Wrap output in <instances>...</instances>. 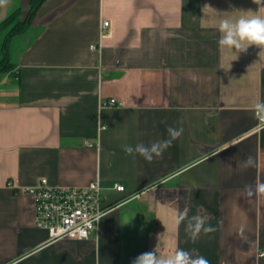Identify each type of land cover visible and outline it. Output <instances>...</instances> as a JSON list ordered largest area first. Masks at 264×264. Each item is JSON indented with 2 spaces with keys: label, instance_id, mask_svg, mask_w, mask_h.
<instances>
[{
  "label": "crops",
  "instance_id": "obj_1",
  "mask_svg": "<svg viewBox=\"0 0 264 264\" xmlns=\"http://www.w3.org/2000/svg\"><path fill=\"white\" fill-rule=\"evenodd\" d=\"M30 2L8 0L0 23ZM253 15L264 17L253 0H45L11 41L15 81L0 83V264H132L177 249L264 264V48L218 45L221 19ZM111 99L122 107L103 106ZM169 126L183 133L151 163L124 152ZM41 179L98 180L112 207L100 234L52 242L35 227L23 191ZM181 213L214 230L192 241Z\"/></svg>",
  "mask_w": 264,
  "mask_h": 264
},
{
  "label": "built area",
  "instance_id": "obj_2",
  "mask_svg": "<svg viewBox=\"0 0 264 264\" xmlns=\"http://www.w3.org/2000/svg\"><path fill=\"white\" fill-rule=\"evenodd\" d=\"M105 22L103 28L108 27ZM92 51L97 46H91ZM122 103L111 99L103 104L105 107L119 108ZM261 125L264 116L257 113ZM93 146L91 143H86ZM115 191L123 192L121 185L114 187ZM24 193L35 199V227L48 232L52 242L85 241L93 233L100 234L101 220L112 210L105 204L103 190L98 180L85 187H58L41 179L35 187L28 188ZM264 256V253L261 254Z\"/></svg>",
  "mask_w": 264,
  "mask_h": 264
},
{
  "label": "clouds",
  "instance_id": "obj_3",
  "mask_svg": "<svg viewBox=\"0 0 264 264\" xmlns=\"http://www.w3.org/2000/svg\"><path fill=\"white\" fill-rule=\"evenodd\" d=\"M8 0H0V6L6 5ZM258 6H264V0H253ZM220 38L218 45L221 48L233 50L237 53L246 52L250 46L264 48V17L259 15L240 16L233 20L230 18L221 19L218 25ZM257 113L264 115V102L255 105ZM167 138L158 140L150 145L137 143L135 146L125 145L124 152L128 155H139L148 163H151L155 158H159L163 153L172 146L173 141L177 140L183 133L182 128L168 127ZM244 168L255 166V161L251 156L243 161ZM249 194H252L251 186H248ZM255 193L264 195V182H257ZM187 221L185 232L192 241H195L198 236L203 233L205 235L212 232L210 226H206L205 219L201 216L187 217L186 214H178L175 218V223L180 225ZM243 232V228L240 229ZM132 264H208L204 257L193 258L189 252L183 249H177L172 255L167 257L157 256L155 251L145 252L137 256Z\"/></svg>",
  "mask_w": 264,
  "mask_h": 264
},
{
  "label": "trees",
  "instance_id": "obj_4",
  "mask_svg": "<svg viewBox=\"0 0 264 264\" xmlns=\"http://www.w3.org/2000/svg\"><path fill=\"white\" fill-rule=\"evenodd\" d=\"M45 0H31L30 2V11L26 17L25 21H19L17 23V25L15 26V32H12L10 34V36L8 37V39L4 42V49H6V56H7V60H9V52L7 50L8 46H9V42L10 40L14 37L17 36L19 34H22L23 32H25L28 27L30 26L37 10L39 9V7L41 6V4L44 2ZM20 15V10H16L15 12H13L11 15H9L3 22L0 23V32L2 31V29H4L5 26H8L9 24H12L13 22H15V20L19 17ZM10 61V60H9ZM11 68H13V64L11 67L8 68V70H10ZM7 68L4 69V72L8 71ZM17 76H15L16 78Z\"/></svg>",
  "mask_w": 264,
  "mask_h": 264
},
{
  "label": "rangeland",
  "instance_id": "obj_5",
  "mask_svg": "<svg viewBox=\"0 0 264 264\" xmlns=\"http://www.w3.org/2000/svg\"><path fill=\"white\" fill-rule=\"evenodd\" d=\"M22 15L20 13L19 17L15 20V22H13L12 24H9L8 26H5L4 29H2V31L0 32V83L3 82V78H7V79H12V81H15V74H14V69L11 68L10 70H8L9 67L12 66V63H11V49H12V39L15 37H13L10 42H9V46L7 48L8 52H9V60H7V56H6V49H4V42L8 39V37L10 36V34L12 32H15V26L17 25V23L19 21H25L26 20V17L25 18H21ZM7 68V72H4V69ZM2 88V87H1ZM0 88V89H1Z\"/></svg>",
  "mask_w": 264,
  "mask_h": 264
}]
</instances>
